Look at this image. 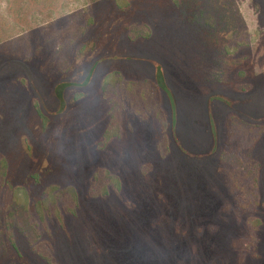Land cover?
I'll list each match as a JSON object with an SVG mask.
<instances>
[{"label":"rangeland","instance_id":"1","mask_svg":"<svg viewBox=\"0 0 264 264\" xmlns=\"http://www.w3.org/2000/svg\"><path fill=\"white\" fill-rule=\"evenodd\" d=\"M0 152V264H264V0H0Z\"/></svg>","mask_w":264,"mask_h":264},{"label":"trees","instance_id":"2","mask_svg":"<svg viewBox=\"0 0 264 264\" xmlns=\"http://www.w3.org/2000/svg\"><path fill=\"white\" fill-rule=\"evenodd\" d=\"M162 78H161V80H158V81L156 80V83H157V86L158 87L160 86L161 88L163 87L165 89V85L163 84L164 80ZM62 89H63V87H62ZM33 103H34L33 106H34V109H35L36 114L38 116L42 117V112H41L39 106L35 102H33ZM6 165H7L6 158L4 157L3 153L0 152V180H1L0 183L6 182L5 186L6 187L7 186L9 187L10 184H8L9 182L6 179Z\"/></svg>","mask_w":264,"mask_h":264}]
</instances>
